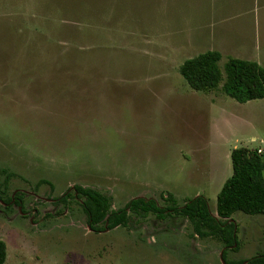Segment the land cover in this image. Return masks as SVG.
Returning a JSON list of instances; mask_svg holds the SVG:
<instances>
[{
  "label": "rangeland",
  "instance_id": "rangeland-1",
  "mask_svg": "<svg viewBox=\"0 0 264 264\" xmlns=\"http://www.w3.org/2000/svg\"><path fill=\"white\" fill-rule=\"evenodd\" d=\"M247 1L0 0L5 264H224L223 242L195 235L182 215L91 231L73 186L112 196L113 208L204 195L216 213L231 149L264 148V98L239 102L222 82L195 90L179 66L213 44L241 47ZM210 167L215 180L203 182ZM19 192L24 212L3 201ZM232 219L238 245L227 258L263 252L264 214Z\"/></svg>",
  "mask_w": 264,
  "mask_h": 264
},
{
  "label": "trees",
  "instance_id": "trees-1",
  "mask_svg": "<svg viewBox=\"0 0 264 264\" xmlns=\"http://www.w3.org/2000/svg\"><path fill=\"white\" fill-rule=\"evenodd\" d=\"M221 59L220 51L207 50L184 60L179 71L195 90L216 89L222 82L221 89L225 94L239 102L264 98V66L253 60L230 56L222 68ZM257 149L236 146L231 150L232 174L217 194L216 213L211 210L204 195L189 198L182 206L172 194L168 196L172 203L166 206L159 205L153 198L139 196L114 209L112 196L98 189L79 184L74 185L73 189L83 200L82 207L88 226L96 232L119 226L127 227L135 217L145 218L149 214H154L160 220L168 216L182 215L191 222L195 235L201 238L215 237L223 242L224 264H264V251L249 259L227 258V248L238 245V223L232 219L233 214L238 211L264 214V156ZM42 182L48 181L42 180L39 183ZM1 193L0 191V197ZM22 195L19 192L3 201L9 203L13 200L24 212ZM71 196L72 193L66 191L57 198V202L66 203ZM6 259L7 244L0 239V264H5Z\"/></svg>",
  "mask_w": 264,
  "mask_h": 264
},
{
  "label": "crops",
  "instance_id": "crops-1",
  "mask_svg": "<svg viewBox=\"0 0 264 264\" xmlns=\"http://www.w3.org/2000/svg\"><path fill=\"white\" fill-rule=\"evenodd\" d=\"M246 4H248L249 6L248 9L244 11V14L251 15L249 29L250 32L246 37L237 41L238 45H241V47L228 51V53H222L219 49L220 44H217L219 46L213 44L215 45L213 50L217 49L218 51H220L222 57L223 54H227V57L232 56L242 59L244 57H247V60L256 61L264 66V0H248ZM206 173L208 174V176L206 178L202 177V181L204 182L206 180L205 182L213 183L215 179L213 177L214 171L211 170V167L208 169V171H206Z\"/></svg>",
  "mask_w": 264,
  "mask_h": 264
},
{
  "label": "built area",
  "instance_id": "built-area-1",
  "mask_svg": "<svg viewBox=\"0 0 264 264\" xmlns=\"http://www.w3.org/2000/svg\"><path fill=\"white\" fill-rule=\"evenodd\" d=\"M258 153L264 156V148H258Z\"/></svg>",
  "mask_w": 264,
  "mask_h": 264
},
{
  "label": "flooded vegetation",
  "instance_id": "flooded-vegetation-1",
  "mask_svg": "<svg viewBox=\"0 0 264 264\" xmlns=\"http://www.w3.org/2000/svg\"><path fill=\"white\" fill-rule=\"evenodd\" d=\"M143 197H145V198H148V197H146V196H143ZM153 199H155V198H153ZM156 200V199H155ZM13 201V200H12ZM4 203H6V202H4ZM10 203V202H9ZM115 209V208H114ZM91 229V228H90ZM91 231H94V230H91ZM96 232V231H95Z\"/></svg>",
  "mask_w": 264,
  "mask_h": 264
},
{
  "label": "water",
  "instance_id": "water-1",
  "mask_svg": "<svg viewBox=\"0 0 264 264\" xmlns=\"http://www.w3.org/2000/svg\"><path fill=\"white\" fill-rule=\"evenodd\" d=\"M224 263V262H223Z\"/></svg>",
  "mask_w": 264,
  "mask_h": 264
}]
</instances>
